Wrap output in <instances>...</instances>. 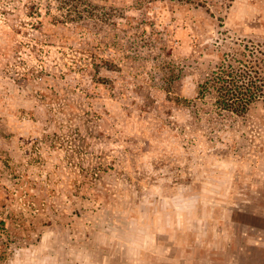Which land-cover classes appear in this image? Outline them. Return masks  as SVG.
<instances>
[{
    "label": "rangeland",
    "instance_id": "1",
    "mask_svg": "<svg viewBox=\"0 0 264 264\" xmlns=\"http://www.w3.org/2000/svg\"><path fill=\"white\" fill-rule=\"evenodd\" d=\"M254 44L264 0H0V264H264V103L200 87Z\"/></svg>",
    "mask_w": 264,
    "mask_h": 264
},
{
    "label": "trees",
    "instance_id": "2",
    "mask_svg": "<svg viewBox=\"0 0 264 264\" xmlns=\"http://www.w3.org/2000/svg\"><path fill=\"white\" fill-rule=\"evenodd\" d=\"M200 87L202 96H215L219 110L241 117L249 115L264 103V44L245 46L238 54L225 53L216 70ZM124 118H127L129 131L140 133L145 139H152L151 135L159 131L158 125L148 127L151 122H159L153 117L132 113Z\"/></svg>",
    "mask_w": 264,
    "mask_h": 264
}]
</instances>
